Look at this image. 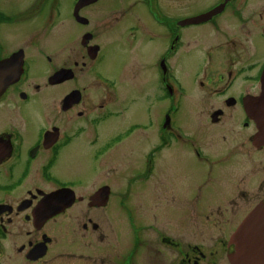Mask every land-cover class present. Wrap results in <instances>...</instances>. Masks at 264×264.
<instances>
[{"label":"flooded vegetation","instance_id":"af4514ba","mask_svg":"<svg viewBox=\"0 0 264 264\" xmlns=\"http://www.w3.org/2000/svg\"><path fill=\"white\" fill-rule=\"evenodd\" d=\"M200 2L0 0V264H231L264 0Z\"/></svg>","mask_w":264,"mask_h":264},{"label":"water","instance_id":"95a60500","mask_svg":"<svg viewBox=\"0 0 264 264\" xmlns=\"http://www.w3.org/2000/svg\"><path fill=\"white\" fill-rule=\"evenodd\" d=\"M232 243L235 244V252L230 256L232 264H264V202L243 221L232 236Z\"/></svg>","mask_w":264,"mask_h":264},{"label":"rangeland","instance_id":"374dc122","mask_svg":"<svg viewBox=\"0 0 264 264\" xmlns=\"http://www.w3.org/2000/svg\"><path fill=\"white\" fill-rule=\"evenodd\" d=\"M206 2V0H201V2H200V4H202V3H205ZM111 71V70H110ZM139 109V108H138ZM135 110H132L131 112H130V117L131 118H133L134 117V115H135ZM180 114H182V111L180 112ZM178 116H179V112H178ZM256 163V162H255ZM188 175H189V178H191V175H190V172L188 171Z\"/></svg>","mask_w":264,"mask_h":264}]
</instances>
